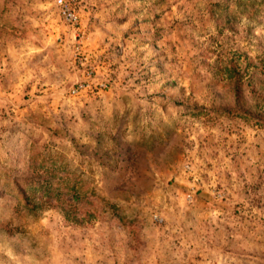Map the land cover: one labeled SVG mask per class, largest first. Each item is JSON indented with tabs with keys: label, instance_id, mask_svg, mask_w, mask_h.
Here are the masks:
<instances>
[{
	"label": "rangeland",
	"instance_id": "374dc122",
	"mask_svg": "<svg viewBox=\"0 0 264 264\" xmlns=\"http://www.w3.org/2000/svg\"><path fill=\"white\" fill-rule=\"evenodd\" d=\"M63 2L0 0V264H264V0Z\"/></svg>",
	"mask_w": 264,
	"mask_h": 264
},
{
	"label": "trees",
	"instance_id": "16d2710c",
	"mask_svg": "<svg viewBox=\"0 0 264 264\" xmlns=\"http://www.w3.org/2000/svg\"><path fill=\"white\" fill-rule=\"evenodd\" d=\"M230 74H229V78L233 80V84H234V88H233V92H234V99H235V104L238 105L242 102V98L244 96V93H243V88L245 87L244 86V82L243 81V75H239L236 70L234 68H231L229 70ZM236 111H240V110H236ZM226 112V111H224ZM240 113V112H237V114ZM242 114L241 117H251V115H254L250 112V110H245V111H242L241 112ZM257 116V115H255ZM258 118H260V116H258ZM260 121H264V118H260L259 119Z\"/></svg>",
	"mask_w": 264,
	"mask_h": 264
},
{
	"label": "built area",
	"instance_id": "2783aa9c",
	"mask_svg": "<svg viewBox=\"0 0 264 264\" xmlns=\"http://www.w3.org/2000/svg\"><path fill=\"white\" fill-rule=\"evenodd\" d=\"M58 4L63 8L65 7L63 0H58ZM63 15H64L65 19L67 20V22L73 23V22H76V20H77L76 16L67 9L63 10Z\"/></svg>",
	"mask_w": 264,
	"mask_h": 264
}]
</instances>
